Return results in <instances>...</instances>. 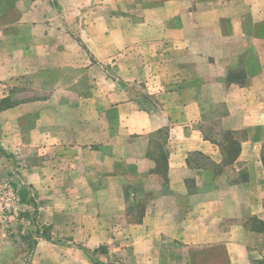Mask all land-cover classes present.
<instances>
[{"label": "crops", "instance_id": "1", "mask_svg": "<svg viewBox=\"0 0 264 264\" xmlns=\"http://www.w3.org/2000/svg\"><path fill=\"white\" fill-rule=\"evenodd\" d=\"M136 1L0 0V264H264V0Z\"/></svg>", "mask_w": 264, "mask_h": 264}, {"label": "rangeland", "instance_id": "2", "mask_svg": "<svg viewBox=\"0 0 264 264\" xmlns=\"http://www.w3.org/2000/svg\"><path fill=\"white\" fill-rule=\"evenodd\" d=\"M126 1L128 2L129 5L137 3L136 0H126ZM73 33H76L75 27H73ZM36 79L37 80L32 83L30 81L28 82L22 81L20 85L15 84L14 85L15 91L13 94L16 95V97L14 96L15 98L14 100L16 99L18 101H29V100H35V99L42 100L47 97H50L51 95L55 93L51 88L52 80H53L52 75H50L49 73L42 74ZM143 85H144L143 83L139 84V88L137 90V93L142 94V95L145 94ZM107 91L109 90L108 89L105 90V93ZM11 103L14 104V103H26V102H7L6 105H9ZM24 121L25 122L23 123V126H26V125L31 126L33 119L31 116H29L27 117V119L25 118ZM18 157H19L18 166H21V165L23 166L27 163V161L25 160L26 158H23L22 156H18ZM27 157L30 159V152L27 154ZM15 163H16V159L14 155L12 154L11 155H8V154L0 155V231L5 233L6 230H11L13 234H16L19 228L24 229L25 225L26 224L28 225V222L25 219L26 218L25 215L30 214L32 211L31 209L32 205L27 204L26 200H24V197H22V195L20 194V191H19L20 188L18 187L21 185L19 182L20 175H19V171L15 169L16 167L14 165ZM12 168L13 170L11 171ZM16 172H18V174H16ZM16 182L18 184L17 186H16ZM4 188L11 190L17 197L18 206L13 211L5 210V207L2 205L1 194ZM27 198H30V197H27ZM13 241L19 242V239H17V236H14ZM32 242L33 240L26 241L28 247L29 245L32 244ZM27 252L28 250H26L25 253ZM11 253H14V251H12ZM17 253L21 254L20 251H18ZM106 253L109 254L110 251H108V249H105V248H100L96 252L91 253L89 257L92 259H95L96 256L104 255ZM124 259H126V257L121 252H119L117 255L112 256V258H110V261H113L116 264H121L124 261ZM110 264H113V263L110 262Z\"/></svg>", "mask_w": 264, "mask_h": 264}, {"label": "built area", "instance_id": "3", "mask_svg": "<svg viewBox=\"0 0 264 264\" xmlns=\"http://www.w3.org/2000/svg\"><path fill=\"white\" fill-rule=\"evenodd\" d=\"M1 201L2 205L5 207V210L8 211H13L18 206L17 197L11 190H8L6 188L2 190Z\"/></svg>", "mask_w": 264, "mask_h": 264}, {"label": "trees", "instance_id": "4", "mask_svg": "<svg viewBox=\"0 0 264 264\" xmlns=\"http://www.w3.org/2000/svg\"><path fill=\"white\" fill-rule=\"evenodd\" d=\"M45 237H46V235H45ZM48 237V236H47Z\"/></svg>", "mask_w": 264, "mask_h": 264}]
</instances>
